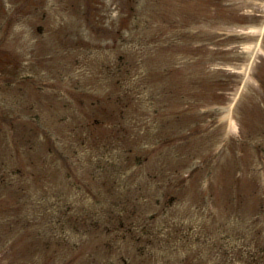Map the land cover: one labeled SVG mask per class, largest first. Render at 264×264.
<instances>
[{"label":"rangeland","instance_id":"obj_1","mask_svg":"<svg viewBox=\"0 0 264 264\" xmlns=\"http://www.w3.org/2000/svg\"><path fill=\"white\" fill-rule=\"evenodd\" d=\"M0 264H264V0H0Z\"/></svg>","mask_w":264,"mask_h":264}]
</instances>
